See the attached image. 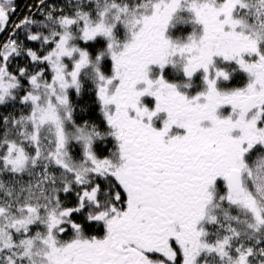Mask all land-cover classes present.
I'll return each instance as SVG.
<instances>
[{
    "label": "snow or ice",
    "instance_id": "snow-or-ice-1",
    "mask_svg": "<svg viewBox=\"0 0 264 264\" xmlns=\"http://www.w3.org/2000/svg\"><path fill=\"white\" fill-rule=\"evenodd\" d=\"M0 264H264V0H0Z\"/></svg>",
    "mask_w": 264,
    "mask_h": 264
},
{
    "label": "trees",
    "instance_id": "trees-1",
    "mask_svg": "<svg viewBox=\"0 0 264 264\" xmlns=\"http://www.w3.org/2000/svg\"><path fill=\"white\" fill-rule=\"evenodd\" d=\"M27 0H20L18 3L21 5V8H23L24 3H26Z\"/></svg>",
    "mask_w": 264,
    "mask_h": 264
},
{
    "label": "flooded vegetation",
    "instance_id": "flooded-vegetation-1",
    "mask_svg": "<svg viewBox=\"0 0 264 264\" xmlns=\"http://www.w3.org/2000/svg\"><path fill=\"white\" fill-rule=\"evenodd\" d=\"M20 0H18V2H19Z\"/></svg>",
    "mask_w": 264,
    "mask_h": 264
}]
</instances>
